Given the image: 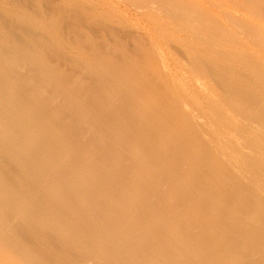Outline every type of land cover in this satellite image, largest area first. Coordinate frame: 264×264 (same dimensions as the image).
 Masks as SVG:
<instances>
[{
    "label": "bare ground",
    "instance_id": "6f19581e",
    "mask_svg": "<svg viewBox=\"0 0 264 264\" xmlns=\"http://www.w3.org/2000/svg\"><path fill=\"white\" fill-rule=\"evenodd\" d=\"M89 1L0 0V264H264V0Z\"/></svg>",
    "mask_w": 264,
    "mask_h": 264
},
{
    "label": "rangeland",
    "instance_id": "374dc122",
    "mask_svg": "<svg viewBox=\"0 0 264 264\" xmlns=\"http://www.w3.org/2000/svg\"><path fill=\"white\" fill-rule=\"evenodd\" d=\"M79 1V0H77ZM81 2H85V3H88L87 1H82L80 0ZM92 1V0H90ZM89 1V2H90ZM97 2V4H95V2ZM100 1V2H99ZM219 0H215V2H218ZM96 5H94L93 4ZM92 4L95 6V7H99V11L101 9H104L102 10L105 14H108L109 17H112L114 19L117 20L118 23H120L121 25L122 24H127L128 22V29L127 31L130 29V31L128 32H131L132 35H134L137 39L140 38V40H142L144 43H147L146 41L149 42V39H150V42H153L152 40H154L157 36L155 32H152L153 29L151 28V25H150V22H148L147 19L144 18V16L141 14H139L138 11L134 10L133 6L132 5H129V3L125 0H93ZM122 2V3H120ZM99 5V6H98ZM132 6V7H131ZM113 9H112V8ZM107 9V10H106ZM111 10V12H110ZM113 10V11H112ZM101 11V12H102ZM106 11V12H105ZM114 14V15H113ZM114 16V17H113ZM124 21H122L123 19ZM126 20V21H125ZM128 21V22H127ZM127 22V23H126ZM131 22V23H130ZM148 22V23H147ZM133 24L132 27H130L131 25ZM264 25V24H263ZM134 31V32H133ZM150 33V34H149ZM140 34V35H139ZM144 34V35H143ZM148 34V35H146ZM158 34V33H157ZM145 37V38H144ZM149 37V39L147 38ZM155 37V38H153ZM142 38V39H141ZM126 44V43H125ZM128 45H130V42H128ZM126 44V46H128ZM129 47V46H128ZM128 51L130 50V48L127 49ZM131 51V50H130ZM172 52H176L177 51H173ZM177 56H179L178 54H176Z\"/></svg>",
    "mask_w": 264,
    "mask_h": 264
}]
</instances>
